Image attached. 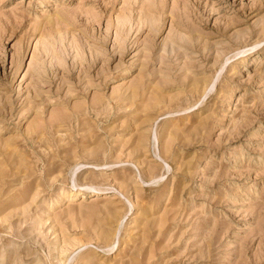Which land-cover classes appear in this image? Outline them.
Listing matches in <instances>:
<instances>
[{
  "label": "rangeland",
  "instance_id": "374dc122",
  "mask_svg": "<svg viewBox=\"0 0 264 264\" xmlns=\"http://www.w3.org/2000/svg\"><path fill=\"white\" fill-rule=\"evenodd\" d=\"M0 264H264V0H0Z\"/></svg>",
  "mask_w": 264,
  "mask_h": 264
}]
</instances>
